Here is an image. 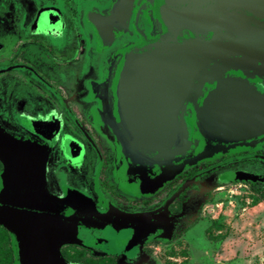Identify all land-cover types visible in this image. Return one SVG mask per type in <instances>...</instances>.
Instances as JSON below:
<instances>
[{
  "label": "flooded vegetation",
  "instance_id": "af4514ba",
  "mask_svg": "<svg viewBox=\"0 0 264 264\" xmlns=\"http://www.w3.org/2000/svg\"><path fill=\"white\" fill-rule=\"evenodd\" d=\"M109 1L0 0V123L15 138L47 149L45 180L51 194L61 198L78 191L97 210L100 219L81 222V238L66 243L96 251L118 250L86 241L111 240L109 244L127 248L137 244L135 257L146 241L181 226L186 194L195 200L239 183L264 204V131L199 151L187 161L178 159L202 142L193 99L200 107L224 79L240 80L264 96V15L251 21L256 49L243 47L242 56L218 59L198 73L182 107L191 137L186 149L145 151L149 161L142 162L126 144L115 81L120 50L137 42L141 32L149 37L158 21L153 0H135L127 30L98 36L86 12L92 6L101 12ZM201 5L196 12L204 16L213 12L215 2ZM216 14L210 18L215 20ZM194 35L222 40L231 32Z\"/></svg>",
  "mask_w": 264,
  "mask_h": 264
},
{
  "label": "water",
  "instance_id": "95a60500",
  "mask_svg": "<svg viewBox=\"0 0 264 264\" xmlns=\"http://www.w3.org/2000/svg\"><path fill=\"white\" fill-rule=\"evenodd\" d=\"M134 1L110 0L101 12L92 6L86 19L98 36L121 34L129 27ZM202 1L153 0L157 29L149 37L141 32L137 42L127 43L120 50L116 107L128 149L142 162L149 161L145 151L170 153L185 150L190 144L182 107L198 73L218 59L242 56L243 47L256 49L259 45L252 42L257 35L251 21L264 15V0H210L215 2L213 12L204 16L196 12ZM213 13H217L215 20L210 18ZM222 29L231 32L229 39L207 40L194 35ZM191 103L202 142L194 151L185 150L178 159L187 161L199 151L264 131V96L240 80L224 79L200 107L194 99ZM47 157L45 147L15 138L0 123V226L10 233L15 264H69L60 246L81 238V222L100 219L92 201L78 191L61 198L49 192L45 180ZM191 181L188 179L177 192ZM111 242L98 238L86 241L129 257L137 251V244L127 248Z\"/></svg>",
  "mask_w": 264,
  "mask_h": 264
},
{
  "label": "rangeland",
  "instance_id": "374dc122",
  "mask_svg": "<svg viewBox=\"0 0 264 264\" xmlns=\"http://www.w3.org/2000/svg\"><path fill=\"white\" fill-rule=\"evenodd\" d=\"M244 190L237 183L195 200L186 194L181 226L146 241L135 257L76 242L63 244L60 252L69 264H264V204ZM0 240L1 264H15L5 227Z\"/></svg>",
  "mask_w": 264,
  "mask_h": 264
},
{
  "label": "trees",
  "instance_id": "16d2710c",
  "mask_svg": "<svg viewBox=\"0 0 264 264\" xmlns=\"http://www.w3.org/2000/svg\"><path fill=\"white\" fill-rule=\"evenodd\" d=\"M1 233H2V227L0 226V235H1ZM1 245H2V243H1V240H0V257L2 256V247H1ZM12 244H10V246H11ZM8 246H9V244H8ZM14 252V251H13ZM0 264H1V262H0Z\"/></svg>",
  "mask_w": 264,
  "mask_h": 264
}]
</instances>
